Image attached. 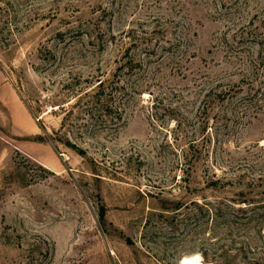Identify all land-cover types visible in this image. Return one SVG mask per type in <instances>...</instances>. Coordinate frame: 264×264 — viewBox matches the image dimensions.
<instances>
[{"label": "rangeland", "instance_id": "obj_1", "mask_svg": "<svg viewBox=\"0 0 264 264\" xmlns=\"http://www.w3.org/2000/svg\"><path fill=\"white\" fill-rule=\"evenodd\" d=\"M0 264H264V0H0Z\"/></svg>", "mask_w": 264, "mask_h": 264}, {"label": "trees", "instance_id": "obj_2", "mask_svg": "<svg viewBox=\"0 0 264 264\" xmlns=\"http://www.w3.org/2000/svg\"><path fill=\"white\" fill-rule=\"evenodd\" d=\"M104 218H105V211H104V209H102V211H101V219L104 220Z\"/></svg>", "mask_w": 264, "mask_h": 264}]
</instances>
